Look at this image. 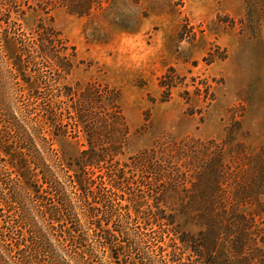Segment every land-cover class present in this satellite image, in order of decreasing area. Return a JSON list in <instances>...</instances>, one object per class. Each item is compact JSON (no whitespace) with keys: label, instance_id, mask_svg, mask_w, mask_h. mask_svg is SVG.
Instances as JSON below:
<instances>
[{"label":"trees","instance_id":"obj_1","mask_svg":"<svg viewBox=\"0 0 264 264\" xmlns=\"http://www.w3.org/2000/svg\"><path fill=\"white\" fill-rule=\"evenodd\" d=\"M30 1L0 0V104L11 88L14 103L0 106V264H264L256 223L264 221V148L248 154L236 142L240 153L225 161L224 145L241 129L235 121L222 143L162 138L122 159L131 133L119 89L67 82L75 48L41 18L23 26ZM33 1L79 15L96 4ZM180 83L169 67L158 81L161 100ZM202 87L213 100L211 85ZM79 145L75 154L66 149ZM132 223L150 230L136 233Z\"/></svg>","mask_w":264,"mask_h":264},{"label":"rangeland","instance_id":"obj_2","mask_svg":"<svg viewBox=\"0 0 264 264\" xmlns=\"http://www.w3.org/2000/svg\"><path fill=\"white\" fill-rule=\"evenodd\" d=\"M30 2L34 7L19 17L23 26L29 29L41 18L75 48L67 82L98 80L119 89L131 133L122 159L162 138H212L222 143L225 127L235 121L241 129L224 145L225 161L235 153L236 142L243 143L248 154L264 148V0H95L85 15L58 4L41 9ZM169 67L182 83L162 101L158 81ZM206 81L213 100L206 98ZM193 83L203 89L201 95ZM11 89L2 108L13 109ZM81 148L66 147L72 154ZM140 188L148 193L147 187ZM256 218L260 239L264 221ZM177 222L186 231H198L184 217ZM131 226L136 233L150 230L140 223ZM121 239L127 241L128 236ZM138 251L126 253L141 258Z\"/></svg>","mask_w":264,"mask_h":264}]
</instances>
